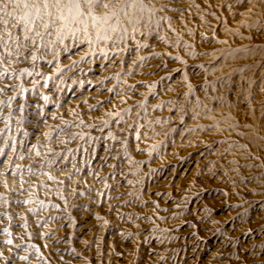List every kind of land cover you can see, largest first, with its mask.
Returning a JSON list of instances; mask_svg holds the SVG:
<instances>
[{
    "label": "rangeland",
    "instance_id": "rangeland-1",
    "mask_svg": "<svg viewBox=\"0 0 264 264\" xmlns=\"http://www.w3.org/2000/svg\"><path fill=\"white\" fill-rule=\"evenodd\" d=\"M0 264H264V0H0Z\"/></svg>",
    "mask_w": 264,
    "mask_h": 264
},
{
    "label": "snow or ice",
    "instance_id": "snow-or-ice-1",
    "mask_svg": "<svg viewBox=\"0 0 264 264\" xmlns=\"http://www.w3.org/2000/svg\"><path fill=\"white\" fill-rule=\"evenodd\" d=\"M95 2L97 3V4H99L100 2H101V0H95ZM56 4H57V6L60 4V0H56ZM105 7H107V5H104ZM77 7H78V5H77ZM9 243H11V241H8Z\"/></svg>",
    "mask_w": 264,
    "mask_h": 264
}]
</instances>
